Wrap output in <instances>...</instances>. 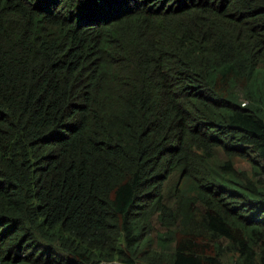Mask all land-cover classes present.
<instances>
[{"label": "trees", "instance_id": "obj_1", "mask_svg": "<svg viewBox=\"0 0 264 264\" xmlns=\"http://www.w3.org/2000/svg\"><path fill=\"white\" fill-rule=\"evenodd\" d=\"M0 264H264V0H0Z\"/></svg>", "mask_w": 264, "mask_h": 264}]
</instances>
